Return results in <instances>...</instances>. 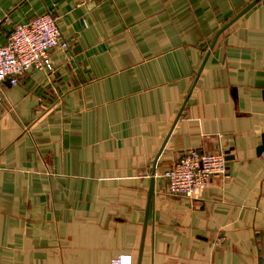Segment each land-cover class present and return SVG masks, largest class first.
I'll return each instance as SVG.
<instances>
[{"label": "crops", "instance_id": "1", "mask_svg": "<svg viewBox=\"0 0 264 264\" xmlns=\"http://www.w3.org/2000/svg\"><path fill=\"white\" fill-rule=\"evenodd\" d=\"M0 0L70 51L0 101V264H264V0ZM234 158L167 193L184 150ZM153 191V194L151 192Z\"/></svg>", "mask_w": 264, "mask_h": 264}, {"label": "built area", "instance_id": "2", "mask_svg": "<svg viewBox=\"0 0 264 264\" xmlns=\"http://www.w3.org/2000/svg\"><path fill=\"white\" fill-rule=\"evenodd\" d=\"M84 4H98L105 0H81ZM72 42L64 37L59 17L52 13L43 14L14 26L7 42L0 45V101H3V86L19 83V76L30 70L48 73L55 71L52 52L56 49L70 51ZM227 152L219 148L207 152L189 148L173 162L164 177L167 193L192 197L204 190L215 176L228 172ZM114 264H132L129 254H120Z\"/></svg>", "mask_w": 264, "mask_h": 264}, {"label": "water", "instance_id": "3", "mask_svg": "<svg viewBox=\"0 0 264 264\" xmlns=\"http://www.w3.org/2000/svg\"><path fill=\"white\" fill-rule=\"evenodd\" d=\"M258 0H255L254 2H252L249 6H247L242 12H240L233 20H231L228 24H226L216 35V38L215 40L213 41L212 43V47L214 46L215 42H216V39L217 37L219 36V34L224 31L226 28H228L232 22H234V20H236L238 17H240L244 12H246L251 6H253ZM262 151H264V134H263V140H262V144L259 146L258 148V152L261 153ZM234 157L231 156L230 154H228L227 152V159L228 160H231L233 159ZM151 194H153V191L151 192Z\"/></svg>", "mask_w": 264, "mask_h": 264}]
</instances>
